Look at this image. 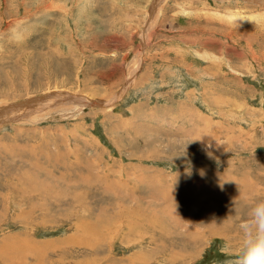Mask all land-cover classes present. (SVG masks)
<instances>
[{
  "label": "rangeland",
  "instance_id": "374dc122",
  "mask_svg": "<svg viewBox=\"0 0 264 264\" xmlns=\"http://www.w3.org/2000/svg\"><path fill=\"white\" fill-rule=\"evenodd\" d=\"M259 200L264 0H0V264H235Z\"/></svg>",
  "mask_w": 264,
  "mask_h": 264
},
{
  "label": "clouds",
  "instance_id": "9594fccd",
  "mask_svg": "<svg viewBox=\"0 0 264 264\" xmlns=\"http://www.w3.org/2000/svg\"><path fill=\"white\" fill-rule=\"evenodd\" d=\"M241 227L244 239L235 264H264V200L252 206L250 219Z\"/></svg>",
  "mask_w": 264,
  "mask_h": 264
},
{
  "label": "bare ground",
  "instance_id": "6f19581e",
  "mask_svg": "<svg viewBox=\"0 0 264 264\" xmlns=\"http://www.w3.org/2000/svg\"><path fill=\"white\" fill-rule=\"evenodd\" d=\"M240 17V16H239ZM244 19H245V17H244ZM246 20H248V19H246ZM205 214V213H204ZM224 218V217H223Z\"/></svg>",
  "mask_w": 264,
  "mask_h": 264
},
{
  "label": "water",
  "instance_id": "95a60500",
  "mask_svg": "<svg viewBox=\"0 0 264 264\" xmlns=\"http://www.w3.org/2000/svg\"><path fill=\"white\" fill-rule=\"evenodd\" d=\"M154 10V9H153Z\"/></svg>",
  "mask_w": 264,
  "mask_h": 264
}]
</instances>
